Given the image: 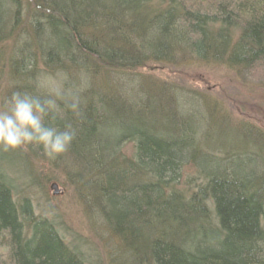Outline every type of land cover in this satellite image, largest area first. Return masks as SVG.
I'll return each mask as SVG.
<instances>
[{"label": "trees", "instance_id": "trees-1", "mask_svg": "<svg viewBox=\"0 0 264 264\" xmlns=\"http://www.w3.org/2000/svg\"><path fill=\"white\" fill-rule=\"evenodd\" d=\"M1 64L6 99L18 88L46 98L36 78L84 91L77 112L52 92L59 115L46 123L76 131L67 152L16 151L28 172L35 158L78 195L97 193L110 204L113 222L95 225L117 243L114 264L123 256L138 264H264V150L249 153L253 163L204 172L201 156H230L196 143L210 138L219 105L137 78L150 64H206L264 79V0H0ZM146 90L161 95L148 123L130 113ZM192 101L203 102L206 117ZM244 125L255 140L256 128ZM4 163L0 156V264H91L51 221L34 217L27 200H15L21 184Z\"/></svg>", "mask_w": 264, "mask_h": 264}, {"label": "rangeland", "instance_id": "rangeland-1", "mask_svg": "<svg viewBox=\"0 0 264 264\" xmlns=\"http://www.w3.org/2000/svg\"><path fill=\"white\" fill-rule=\"evenodd\" d=\"M142 73L143 76H137L140 80L151 79V81L158 84H166L168 86L172 83L179 87H185L181 88L184 90H180L184 96L191 91H195L210 102L219 105V108L214 110L210 138L208 140L196 138V143L202 150H205V148L214 152L218 150L230 156L228 160L214 159L205 155L201 156L198 161L204 172L219 171L223 167L235 169L240 164L253 163V157H250L249 153L254 152V138L249 139L248 129L242 126L249 124L264 132V79H260L263 76L256 75L253 78H244L242 74L236 73L222 65L206 64L197 67L178 64L175 66L150 64L142 70ZM5 81L6 69L1 64L0 107L4 105L6 100V96L1 95L5 93L2 91L6 87ZM36 81L38 82V90L44 93L43 96L48 97L58 87L62 89V78L57 79L56 84L45 80L41 82L40 78H36ZM77 82L79 83V80ZM29 83H32V81H29ZM143 83L148 84V81ZM22 85L20 86L23 87ZM74 87L77 90L76 84ZM125 88L129 90L128 96L130 97L132 94L131 89L124 86ZM18 90L21 91L22 89L18 88ZM62 90L64 92L71 91L78 97L84 93V91L75 92L74 89ZM135 92H137V94L135 93L136 97H140L138 91L135 90ZM9 95L11 96V94ZM158 98H161V95L146 90V93L141 95V105H135L130 110V113L135 119L148 123L149 116H153L155 109H158V105H160L155 102ZM190 106H196V113L200 117H206V108L202 101H192ZM140 112L144 114L145 118L142 119L140 118L141 116H138ZM182 112L187 111L182 110ZM171 121L174 122L173 116ZM164 123L166 124L167 121ZM147 126L149 127L150 125L147 124ZM171 126L173 127V125ZM260 147V150H264V146ZM130 148V146H124L123 152L125 150L126 154L129 155L131 152ZM0 156L5 160L3 166L4 174L14 178L17 188L21 184L19 190L14 193L16 201L21 203V199L27 200L30 203L33 216L51 221L63 235L65 241L72 244L75 242L78 245L77 247H81V251L90 258L91 264H114L116 259L113 257V253L117 243L102 230L103 228L95 225V223L103 221V218L113 222L111 213L106 212V209H110L108 202L100 200V196L97 193L96 197L91 196V194H85L86 198L82 194L78 195L75 189L70 187L66 177L58 169H55L56 167H49V165L47 167L46 164L41 163L38 165L35 162V158L31 161L33 171L28 172L25 163L21 159L22 156L16 150L4 151L0 149ZM42 165L44 166L43 170L41 169ZM258 170L259 167L257 168ZM188 171L183 172L182 177H185L184 180L182 179L183 184L186 177L190 175L191 171ZM11 181L13 182V180ZM53 183L57 185V194H54V190L51 188ZM104 211L106 212L105 214ZM4 256L5 250L0 247V257ZM123 260H127V256L122 257L121 264H138L133 259L129 262Z\"/></svg>", "mask_w": 264, "mask_h": 264}, {"label": "clouds", "instance_id": "clouds-1", "mask_svg": "<svg viewBox=\"0 0 264 264\" xmlns=\"http://www.w3.org/2000/svg\"><path fill=\"white\" fill-rule=\"evenodd\" d=\"M58 99L65 101L73 112L78 111L79 98L71 91L61 88L53 90ZM60 106L57 99L48 97L41 99L27 91H14L0 107V149L4 151L24 149L28 146L40 147L50 158L68 151L76 136L71 124L63 129L46 123V118L54 121L59 115Z\"/></svg>", "mask_w": 264, "mask_h": 264}, {"label": "bare ground", "instance_id": "bare-ground-1", "mask_svg": "<svg viewBox=\"0 0 264 264\" xmlns=\"http://www.w3.org/2000/svg\"><path fill=\"white\" fill-rule=\"evenodd\" d=\"M242 127H246V126L244 125ZM256 130L258 132V135L255 138V140L253 141V143H254V147H253L254 148L253 149L254 153L260 152V148L261 147H259V145L264 146V132L263 131H260L258 128H256Z\"/></svg>", "mask_w": 264, "mask_h": 264}, {"label": "water", "instance_id": "water-1", "mask_svg": "<svg viewBox=\"0 0 264 264\" xmlns=\"http://www.w3.org/2000/svg\"><path fill=\"white\" fill-rule=\"evenodd\" d=\"M51 188L54 190V194H57L58 193V190H57V185L55 183H53L51 185Z\"/></svg>", "mask_w": 264, "mask_h": 264}]
</instances>
